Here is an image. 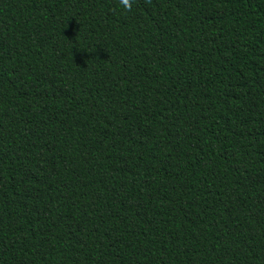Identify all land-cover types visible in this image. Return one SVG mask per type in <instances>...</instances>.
<instances>
[{
	"label": "trees",
	"instance_id": "trees-1",
	"mask_svg": "<svg viewBox=\"0 0 264 264\" xmlns=\"http://www.w3.org/2000/svg\"><path fill=\"white\" fill-rule=\"evenodd\" d=\"M0 264H264V0H0Z\"/></svg>",
	"mask_w": 264,
	"mask_h": 264
},
{
	"label": "clouds",
	"instance_id": "clouds-1",
	"mask_svg": "<svg viewBox=\"0 0 264 264\" xmlns=\"http://www.w3.org/2000/svg\"><path fill=\"white\" fill-rule=\"evenodd\" d=\"M119 3L123 6L125 10H131L133 0H119Z\"/></svg>",
	"mask_w": 264,
	"mask_h": 264
}]
</instances>
